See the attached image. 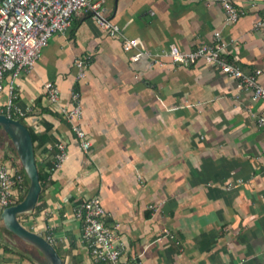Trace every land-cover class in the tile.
Listing matches in <instances>:
<instances>
[{
  "label": "crops",
  "instance_id": "crops-1",
  "mask_svg": "<svg viewBox=\"0 0 264 264\" xmlns=\"http://www.w3.org/2000/svg\"><path fill=\"white\" fill-rule=\"evenodd\" d=\"M232 2L238 19L231 25L218 0H105L103 7L124 36L152 51L169 44L188 50L219 30L228 60L259 69L264 84V30L254 28L264 0ZM131 53L121 36L108 35L81 10L14 78L16 104L31 108L23 122L37 135L41 171L52 164L54 141L67 152L19 222L51 234L64 264H93L72 209L98 196L109 221L119 223L130 264H264V128L255 123L264 100H252L234 78L202 61L161 67L147 56L130 61ZM76 58L88 63L81 80L74 78ZM10 77L6 71L0 108ZM47 81L58 86L59 105L69 103L71 89L80 93L89 150L47 100ZM0 159L17 169L6 141ZM164 228L174 238L164 237ZM29 246L0 219V264H43Z\"/></svg>",
  "mask_w": 264,
  "mask_h": 264
},
{
  "label": "built area",
  "instance_id": "built-area-1",
  "mask_svg": "<svg viewBox=\"0 0 264 264\" xmlns=\"http://www.w3.org/2000/svg\"><path fill=\"white\" fill-rule=\"evenodd\" d=\"M223 9L225 25L234 24L238 12L232 0H218ZM105 0H0V92L4 89L3 78L6 71L11 77L5 85L6 99L0 108L11 118H24L31 111L16 104L18 97L15 90V77L20 70H30L41 49L54 33H65L73 16L83 10L89 14L100 28L110 36H121L122 49L131 51L130 61H137L147 56L151 63L164 67L191 66L199 61L216 67L223 74L234 78L240 88L248 90L252 100H264V84L259 82V69L244 71L240 66L227 58V44L221 39V32L215 30L210 42L200 43L194 48L182 50L175 44H169L152 51L145 48L138 38L123 35L121 28L104 14ZM254 28L264 30V17L254 22ZM76 69L75 80L86 76L87 61L76 58L73 62ZM50 104L59 105L60 91L56 84L47 81L43 85ZM59 111L70 122V128L79 141L83 151L89 150L90 139L79 123L82 116L80 93L70 90L69 103L60 104ZM258 127L264 128V109L255 116ZM51 148L55 150L54 158L48 169L49 175L57 170L67 158L65 144L54 141ZM25 177L0 159V213L11 205L19 192L24 188ZM230 188V184L227 185ZM149 207H153L149 205ZM73 217L80 223L81 240L86 246L93 264H130L122 254L124 241L119 236V223L109 221L110 213L103 206L98 196L80 200L73 206ZM164 237L174 238L167 228L162 230ZM51 244V234L43 236Z\"/></svg>",
  "mask_w": 264,
  "mask_h": 264
},
{
  "label": "water",
  "instance_id": "water-1",
  "mask_svg": "<svg viewBox=\"0 0 264 264\" xmlns=\"http://www.w3.org/2000/svg\"><path fill=\"white\" fill-rule=\"evenodd\" d=\"M0 127L10 139L28 178V188L24 197L19 202L3 208L0 219L6 230L35 247L43 256L46 264H64L53 244L39 233L23 226L18 220L19 214L34 209L41 190L30 132L19 119L11 118L3 113H0Z\"/></svg>",
  "mask_w": 264,
  "mask_h": 264
},
{
  "label": "trees",
  "instance_id": "trees-1",
  "mask_svg": "<svg viewBox=\"0 0 264 264\" xmlns=\"http://www.w3.org/2000/svg\"><path fill=\"white\" fill-rule=\"evenodd\" d=\"M19 120L24 124V122H23V118H19ZM27 128H28V130H29V132H30L31 139H32V142H33V149H34L35 162H36L37 169H38V177H39L40 185L42 186V184H43V180L46 179V178L48 177L49 172H48V171H45V172H42V171H41V168H40V166H39V164H38V162H37V158H36V154H35V152H36V144H35V141L37 140V135L34 134L33 131H32L29 127H27ZM0 129H1V127H0ZM6 137H7V140H6V139L3 140L2 138H0V142H2V141H6L7 146L13 151V153H14L15 156H16V159H17V163H16V165H15L16 168H17L16 171H17V172H20V173H23V174H24V177H25L24 188H23V190H22V191L20 192V194H19V195H20L19 199H16V200L13 201L12 204H14V203L19 202V201L24 197V195H25V193H26V191H27V188H28V178H27V176H26V174H25V172H24V170H23V167H22V165H21V163H20V161H19V159H18V157H17V155H16V153H15V150H14L12 144H11L10 139L8 138L7 135H6ZM5 248H7V247H5ZM41 262H42L43 264H46V262H45V260H44L43 257H42V261H41Z\"/></svg>",
  "mask_w": 264,
  "mask_h": 264
},
{
  "label": "rangeland",
  "instance_id": "rangeland-1",
  "mask_svg": "<svg viewBox=\"0 0 264 264\" xmlns=\"http://www.w3.org/2000/svg\"><path fill=\"white\" fill-rule=\"evenodd\" d=\"M0 136L3 137V138H5L7 140L6 133L2 129H0ZM19 197H20V195L17 194V196L15 197V199H19ZM28 214H29L28 212L22 213V214H19L18 217H20L22 220H24L25 218H27ZM28 248L30 249V252L31 253L33 252V254H35V255L37 254V256L39 258H42L40 252L37 249H35L33 247H30V246Z\"/></svg>",
  "mask_w": 264,
  "mask_h": 264
}]
</instances>
